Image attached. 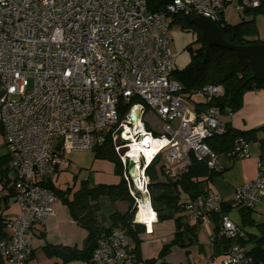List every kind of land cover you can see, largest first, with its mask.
Listing matches in <instances>:
<instances>
[{"label":"built area","instance_id":"obj_1","mask_svg":"<svg viewBox=\"0 0 264 264\" xmlns=\"http://www.w3.org/2000/svg\"><path fill=\"white\" fill-rule=\"evenodd\" d=\"M147 2L0 0V128L13 175L2 193L11 194L19 210L4 222L2 264H27L32 254L27 233L53 214L57 197L46 184L69 167L67 146L90 151L111 138L128 191L134 200L139 198L134 187L129 188L135 178L127 173L126 154L131 142L143 135L133 116L140 121L144 106L164 123L160 134L144 132L156 141L152 159L162 155L167 177L174 179L192 159L219 171L217 153L206 139L223 132L224 123L219 108L207 102L223 89L208 83L185 92L171 77L175 58L169 15L181 12L226 21L227 9L242 13L260 0H169L159 12L149 11ZM183 96L193 101L191 106L183 103ZM198 103L203 105L195 106ZM129 104L120 118V108ZM125 137L130 139L122 142ZM249 155L248 142L237 137L226 156ZM136 163L142 177L137 180L145 190L149 180L143 168L149 162L140 154ZM263 195L264 178L257 175L234 187L229 204L252 209ZM223 203L219 193L209 190L181 209L194 223L205 214L218 215L217 236L228 241L222 264H263L240 245L244 230L222 210ZM133 249L125 230L112 227L100 234L85 264H131Z\"/></svg>","mask_w":264,"mask_h":264},{"label":"crops","instance_id":"obj_2","mask_svg":"<svg viewBox=\"0 0 264 264\" xmlns=\"http://www.w3.org/2000/svg\"><path fill=\"white\" fill-rule=\"evenodd\" d=\"M230 11L235 10L227 9L225 12L226 16ZM235 15L239 17L237 11ZM245 18L248 19L249 17ZM228 21L226 17V22L229 23ZM201 105L203 104L198 103L195 106ZM220 120L223 123L229 122L232 127L244 131L264 125V89L246 91L242 96L241 107L234 113L222 114ZM151 133L154 134V132ZM247 142L250 153L247 158L232 159L225 154H217L220 169L212 172L209 179L199 185L204 193L209 190L217 192L225 203L229 204L235 186L253 179L257 175H261L264 178V132L258 131L255 138ZM4 157L7 158V163L2 168L6 167L7 170H0V223L3 224L7 219L14 218L19 210L12 195H4L2 193L10 185L13 175L7 167L8 153L0 128V158ZM148 164L143 168L145 176L147 175L144 173V169ZM160 165H163L161 154L157 156L155 165L157 177L155 180H151L147 176L149 180L147 189L142 190L143 182L135 181L139 183L135 185L136 189L134 188L135 191L139 192H136L139 198L137 200L133 199L135 212L131 222L139 224L140 229L137 234L139 242L138 244H133L136 252L131 264H144V260L147 259L154 260L153 264L161 262L168 264H222L221 259L228 241L217 236L218 216L208 213L203 215L198 222H192L187 213L182 211L181 205L199 193L195 189L188 191H183L179 187L176 189L169 181L173 182L178 179L182 172L174 179L169 178L164 172L160 171ZM59 174H56L48 182L54 187L65 189L55 184ZM138 175L140 176V174ZM78 178L79 174H76L73 185L68 187L75 190L82 180L86 181L88 187H93L100 183L114 184L120 179L119 175L114 171L113 162L94 157L87 168L84 179ZM134 178H136L135 175ZM76 184L78 186L74 187ZM176 195L178 196L176 204L179 205L180 209L166 206L165 198ZM116 202H110L105 195L98 197L99 213L103 216L104 224L107 227L111 226V220L108 216L115 211L124 213L128 209V202L125 205L122 204L121 209L116 207ZM141 206H143L146 215L144 219L137 220V214ZM226 213L235 224L243 228L245 236L239 243L244 249L251 252L257 245V240L264 237V195L260 202L251 209L248 222L245 224H242L239 208L229 205ZM176 218H179L183 224L195 225V232L191 234L188 231H184L176 238ZM181 230L182 227L179 231ZM2 232L1 236L7 232L5 226ZM85 236V229L72 219L68 207L57 198L53 206V214L46 217L43 222L34 224L27 233V242L32 250L27 264H85L81 260L63 262L60 257L48 254L45 249L49 245L56 244L81 249ZM165 246H168V249L161 253Z\"/></svg>","mask_w":264,"mask_h":264},{"label":"trees","instance_id":"obj_3","mask_svg":"<svg viewBox=\"0 0 264 264\" xmlns=\"http://www.w3.org/2000/svg\"><path fill=\"white\" fill-rule=\"evenodd\" d=\"M169 0H148L147 9L151 12H159ZM250 18H242L235 24L227 23L225 20L215 22L220 30L222 37L233 44L245 45L250 43H264L256 37L257 28L254 22L256 14L264 15V0H260L257 7L244 9L242 12ZM170 26L176 24L182 31H190L196 35L195 41L198 45L192 48L190 44L186 45L189 52V61L181 69H174L171 77L183 87L185 92H190L200 88L201 86L212 83L220 84L223 89L221 96L211 99L208 105H215L219 108L223 115L236 112L242 105V96L246 91L264 89V81H256L252 79V70L246 58L238 57L235 52L229 48L208 45L202 38L200 30L190 22L192 17L189 14L181 12L170 14ZM129 105L120 108V118L127 112ZM258 131L264 132V125L251 130H238L231 126L229 122L224 123V131L219 134H213L206 139V143L217 153L227 155L232 147L233 140L237 137H243L246 141L253 140ZM155 135H157L154 132ZM94 158L106 159L114 163V171L119 175L120 179L114 184L100 183L93 187H88L86 181H80L77 189L72 190L71 187L59 189L47 183L48 187L55 196L61 200L67 207L72 219L86 231L84 244L81 249L69 247L65 245H49L45 247L46 252L50 255H56L63 262L73 260H81L85 263L89 260L97 239L102 232L108 231L112 227H121L131 238L133 244H138L139 224L131 222L135 208L133 197L128 191L126 180L123 177V167L118 154L114 150L111 138L106 137L103 142L95 145L92 149ZM159 156V154L157 155ZM157 156L152 159L145 167L144 173L151 179L155 180L157 171L155 169ZM7 158H0V170H7L5 166ZM163 165H160V171L163 172ZM214 171H210L203 162L192 159L191 164L183 171L178 179L170 182L176 189L179 187L183 191L191 189L197 190L200 194H204L200 189V184L206 182ZM105 195L111 202L125 201L128 202V209L124 213L117 211L110 215L111 226L104 224V218L99 213L98 197ZM178 196L165 198L166 206L180 209L176 204ZM195 197V196H194ZM193 197V198H194ZM192 198V199H193ZM230 204L223 203L222 210L227 211ZM241 212L242 224L248 222L251 208H239ZM215 214V213H213ZM216 216H218L216 214ZM163 217V216H160ZM250 223V222H249ZM182 227V230L179 229ZM4 224L0 223V236ZM176 238L184 231L193 234L195 225L183 224L179 218H176ZM225 240L224 238H222ZM168 249L165 246L161 253ZM136 249H133L135 254ZM256 259L261 260L264 264V237L257 240V245L251 250ZM154 260H144V264H153ZM0 264H2L0 262ZM159 264H168L161 262Z\"/></svg>","mask_w":264,"mask_h":264},{"label":"rangeland","instance_id":"obj_4","mask_svg":"<svg viewBox=\"0 0 264 264\" xmlns=\"http://www.w3.org/2000/svg\"><path fill=\"white\" fill-rule=\"evenodd\" d=\"M235 12L236 11H230L226 16L227 21L229 20L228 21L229 23L238 22L239 19L241 20L242 18L245 17L250 18V16H245L243 13H239V17H236ZM254 22L257 28L256 37L259 38L260 40H264V15L260 13L256 14L254 16ZM168 33L170 36L169 45L171 47V50L175 58L174 67L175 69H181L189 61V52L188 49L186 48V45L190 44L192 48H195L198 45V43L195 41L196 35L193 32L182 31L180 27L176 24H172L171 26L169 25ZM182 101L188 107L191 106V104L193 103V101L188 99L186 96H183ZM143 110H144L143 114L139 115L142 129L144 131L156 132L158 134L161 133L164 125L163 121L157 116V114L152 109L144 106ZM173 125H176L175 121L173 122ZM120 152L123 153L124 152L123 149ZM93 155H94L93 150L90 151L71 150L67 146L65 149L64 157L69 160L70 167L67 168V170H62L61 172H59L60 174L55 181L56 186L60 188H66L68 186H72L74 183V176L76 174H79L78 179H82L86 175L87 168L89 167L92 161ZM135 176L136 178L140 177L137 173L135 174ZM136 178L135 181H137ZM135 181H134V185L140 183V182L136 183ZM141 182L143 181L141 180ZM134 185L130 184L129 188L132 189L134 187L136 189V186ZM77 186L78 184H76L74 187ZM136 192L139 193L137 190ZM122 204L125 205L126 202L117 200L116 207H118V209L119 208L121 209ZM108 217L110 219V216Z\"/></svg>","mask_w":264,"mask_h":264},{"label":"water","instance_id":"obj_5","mask_svg":"<svg viewBox=\"0 0 264 264\" xmlns=\"http://www.w3.org/2000/svg\"><path fill=\"white\" fill-rule=\"evenodd\" d=\"M190 22L200 30L203 40L208 45L229 48L238 57L246 58L252 70V79L264 81V43H250L245 45L230 43L222 37L216 23L202 15L192 16ZM121 141L127 142L128 140ZM135 165L136 160L134 158H127L126 170L130 178H134L136 174Z\"/></svg>","mask_w":264,"mask_h":264},{"label":"bare ground","instance_id":"obj_6","mask_svg":"<svg viewBox=\"0 0 264 264\" xmlns=\"http://www.w3.org/2000/svg\"><path fill=\"white\" fill-rule=\"evenodd\" d=\"M133 119H134L135 125L139 128V131L142 132L141 134H143V135L140 136L139 141L131 142L130 149L128 150L126 156L128 158H134L136 160V158H138V156L140 154H143L145 160L150 162L152 159V156L154 154L156 141H152L151 138L144 132L138 118L133 116ZM127 133L130 134L129 130L127 131ZM125 138L127 140L130 139V137H125ZM135 166H137V163ZM136 170H137V167H136ZM136 172L138 174L141 173L140 169ZM145 215H146L145 210H144L143 206H141L139 211H138V214H137V220L144 219Z\"/></svg>","mask_w":264,"mask_h":264}]
</instances>
